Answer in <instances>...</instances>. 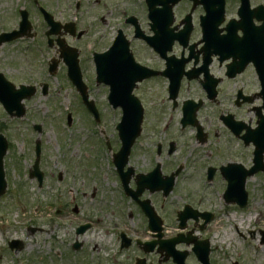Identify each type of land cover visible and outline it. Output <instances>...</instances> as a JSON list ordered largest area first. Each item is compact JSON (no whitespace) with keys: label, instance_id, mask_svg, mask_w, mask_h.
I'll return each instance as SVG.
<instances>
[{"label":"flooded vegetation","instance_id":"flooded-vegetation-1","mask_svg":"<svg viewBox=\"0 0 264 264\" xmlns=\"http://www.w3.org/2000/svg\"><path fill=\"white\" fill-rule=\"evenodd\" d=\"M159 1L154 0V3L150 4L148 0H0V35L4 33L14 34L10 40L0 39V74H3L6 81L10 82L11 88L21 90L22 86H25L34 87L35 91H38L45 83L49 88L46 75L56 74L58 76L60 72H63L67 76V62L73 64L77 59L87 85L89 98L95 102L100 112L97 128L102 133V139H98L96 149L90 150L88 147L87 150L91 152L94 158L96 157L95 153L104 152L105 163L103 166H93L96 158L93 159L90 164L92 169L99 167L101 170L98 176L89 173V171L90 181L97 184L101 175L108 181L106 175L109 177V171L112 174L114 173L116 179L111 178V182H116L113 183L115 186L119 185L117 191L120 190L125 207L120 213L121 223L119 228H117V224L112 228V222L109 224L105 220L108 214L102 209L105 207L106 201L105 196L102 194L103 191L97 196V201L102 200V206L96 204L93 209L89 210L97 209V212L85 214L84 210L86 208L83 205L79 208L80 211L74 213L76 216L82 215L83 217L75 225L74 241L79 246L76 253H79L82 257H88L87 261H78V264H178L177 262L181 264L183 262L184 264H202L193 252V246L199 242H201L199 244H202L205 240L210 241L211 236H215L214 233L205 236L206 231H210L214 227L218 232L223 227L220 224L221 218L217 219L219 216L217 212L211 209H203L201 205L184 199V196L177 189L180 177L186 171L187 165L180 172L181 174L177 177L175 186L172 187L167 197L164 196V192L151 191L147 187L143 188L139 201L129 197L122 185V177L120 178L116 171L115 156L122 147L119 133L115 126L114 133L108 136L106 134L108 127L101 129L100 126L105 119L102 117L98 98L94 94L95 87L98 88L99 92H106L109 86L96 83V59L108 52L116 41H122V38L128 40L137 62L155 71L164 70L166 62L150 46V41L162 43L163 48L168 51L169 55L174 54L173 56L179 57L184 55L187 59H190L186 65L188 71L192 69L199 70L203 66L204 58L208 55L203 49L205 41L226 36L230 21L236 20L235 22H237L241 20L239 14L240 0H234L235 5H232L230 0H226L224 18L219 23H217V19L209 20V12L203 4L205 0H180L172 7V12L169 11V8L163 11L165 5ZM249 2V21H251L249 28L254 36L252 38L253 47L264 52V39L258 37V28L264 22L261 19L264 15V0H249ZM247 14L244 13V24L248 21ZM6 18L8 22L13 21L11 26L5 20ZM243 33V29H238L239 37ZM183 43L187 45L183 47ZM213 49L211 48L212 52L209 55L210 63L208 67L210 76L218 80L216 86L218 93L215 98L218 99L223 94L224 85L227 84L230 87L232 81L224 76V72L222 74L218 73V71H222L224 64L220 63L217 54H213ZM256 50H254L253 58L261 56V53L258 54ZM89 68L92 69L91 73H89ZM250 70L254 71L251 67ZM39 79H45V81H38ZM187 79L185 77L183 82L199 84L201 87L209 81L208 75L203 70L199 72L196 79ZM68 82L71 88L75 90L70 80ZM162 84L161 93L164 92L167 99L162 98L161 106H166L168 104L167 100H169L168 79L166 77L154 75L138 83L135 91L144 107L146 105L145 100L151 98V96L154 97L153 92H156L157 88H161L160 85ZM212 84L209 83L208 85ZM0 88L7 90L10 87L0 80ZM237 91V94L242 95L240 102H243L245 95L248 94L243 95L240 88H237ZM75 93L76 102L81 104L83 102L81 96L76 90ZM254 93L256 91L250 94L254 96ZM22 100L24 101L26 98ZM180 101V103L185 101L181 98V94ZM10 103L15 106L12 101ZM84 107L86 108L85 105ZM110 107L113 109L112 106ZM147 118V115H145L142 133L138 142L132 147L124 167V171L130 172L129 176L126 175L125 178H128L126 183L132 190H137L139 187L138 176L143 178L145 173L157 169L164 148V143L159 141L158 138L153 141H145L144 129H146ZM91 129L94 130L95 128L91 126ZM93 133L97 134L95 130ZM143 139L145 143H142ZM110 142L112 144L111 149L108 146L111 145ZM139 144L142 145L141 149L143 151L141 152L143 153H139L134 159L140 161V163L132 162L131 155H135L136 145ZM88 153L86 154L88 155ZM28 174L31 175L32 171L31 173L29 171ZM35 180L39 183L37 179ZM80 180V176H75L73 183L77 185ZM216 180L219 181V179ZM44 181L46 182L45 179ZM157 187L159 186L157 185ZM64 197L66 196L59 195L58 198L63 204L64 212L60 210L63 214L66 213L65 209H69L72 204L71 200H75V197L71 196V200H67L69 203L63 202ZM149 205L152 207L154 214L159 215L162 220L161 232L152 231L149 228V219L145 214V209ZM211 208H213V205ZM71 210L73 211V209ZM179 215L184 218L185 226L183 227L180 226ZM128 220L131 223H128ZM216 221L218 222L214 224ZM122 223L126 226L125 229L122 228ZM137 223H139V226L135 227ZM85 225L89 226L86 227ZM30 228V231H34L32 227ZM82 228L85 230L77 235V230ZM111 228L119 230V252H132V254H125L126 259L120 260L121 256L118 255L100 256L102 247L99 243H86L85 237L90 232H102L107 236L111 233ZM129 228L137 235L139 233L148 234V237L142 239V236H132L129 232L124 231ZM157 233H162V237L159 238ZM122 234H125L126 238H123ZM252 235L254 238V232H252ZM161 239L167 240V244H164L162 249L160 248ZM168 240L175 242V249ZM24 242L23 239L12 238L7 243L8 249L11 253L22 251L25 248ZM145 242H150V244L145 245ZM261 243H264V241L261 240ZM214 249L212 244L209 243L211 264H218L220 261H216L213 257Z\"/></svg>","mask_w":264,"mask_h":264},{"label":"rangeland","instance_id":"rangeland-1","mask_svg":"<svg viewBox=\"0 0 264 264\" xmlns=\"http://www.w3.org/2000/svg\"><path fill=\"white\" fill-rule=\"evenodd\" d=\"M230 1L232 5H235L234 0ZM8 23L11 26L13 21ZM89 69V73H91L92 69ZM54 76L46 75L50 90L47 96L42 95L41 89H39L36 97L26 101L27 115L25 118H10L0 105V127L4 126L3 132L11 144L5 160L9 191L0 201V264H74L75 261H87V256L82 257L70 250L75 240V225L83 218L82 215H74L71 209L75 204H78L80 207L84 205L85 214L97 212V209L89 210L93 209L96 204L102 206V200L97 201V196L102 191L106 198L105 207L102 208L108 214V217L105 218L106 222L109 224L112 222V228L115 227V224L119 228L121 223L120 213L125 207V203L121 199L120 190L117 191L119 185L115 186L113 183L116 182H111V178L116 179L114 173L109 171V177L106 175L109 182L103 178V175L98 178V185L90 181L89 173L98 176L101 170L99 167L92 169L90 164L93 159L96 158L93 166H103L105 163L104 152L95 153L96 157L94 158L87 150L88 147L90 150L97 147L98 136L93 133L94 130L99 132L97 124L91 114L89 115L84 107L76 102L75 90L71 88L65 76L58 75L56 76L58 78ZM246 76L245 82L241 85L245 84L249 89L250 81L248 83L246 81L247 78L250 80V75ZM40 80L45 81V79L38 81ZM160 87L156 92H153L154 97L151 96L145 100L148 117L146 129H144L145 141H153L158 138L159 141L168 144L170 140L175 139L178 143V163H173L172 160L175 157L169 159L165 155L162 158L164 172L170 173L175 165L184 161L187 164V169L180 177L177 189L184 199L219 214L217 219L221 218L220 224L224 228L216 232L212 226V230L204 233L205 236L215 234L210 238L212 246L215 248L214 259L220 261L221 264L223 261L225 264H264V243L260 244V229H264V213L258 223L257 219L254 220L255 216L260 215L259 210L264 208V186L261 177L253 176L248 181V187L252 192L257 191V195L252 196L249 208L245 210L234 205L227 207L223 204L220 193L225 189L224 180L219 182L214 178L215 181L208 182L206 178L208 165L219 167L220 164H226L231 160L249 162L250 153L248 151L241 152L244 149L241 146L238 149H232V145L228 142L225 143V138L218 141L216 137H213L206 145L200 146L191 130L180 131L178 120L181 118V112L173 111L168 107V104L160 108L161 103L158 100L165 96L163 92L161 93L163 84ZM185 87L182 89L181 98L198 95L193 88L185 89ZM94 94L98 98L102 117L105 119L100 124L101 129H105L107 126L106 134L110 136L114 133L115 126L121 118V111L114 110L108 105L107 92H99L95 87ZM226 106L228 109H233L231 106ZM215 108L217 107L214 105H208L205 111L200 113L199 116L204 120L205 125L213 122ZM69 113L72 114L70 126L67 125ZM242 115L247 117V115L250 116V113L242 112L237 116L241 117ZM170 116L174 117L173 121L167 122ZM37 123L42 125L41 134L33 129L34 124ZM91 126L95 129L92 130ZM165 127L168 128L165 130ZM215 127L217 124L212 126V128ZM90 133H92L91 136ZM38 137L42 141L41 166L46 179L41 188L36 180L31 179L28 174L35 160L34 146ZM100 139H102V133ZM145 141L143 139L142 143ZM234 145L236 147L235 143ZM141 148L142 145H136L135 155H131L132 162L140 163L134 158L139 153H143ZM217 149L221 150L215 153ZM87 152H89L88 155ZM75 176L81 177L77 185L73 183ZM59 195L66 196L62 200L68 203L71 196L75 197V203H72L69 209H65L66 213L64 214L61 212L63 204L58 199ZM212 205L213 208H211ZM248 210H252L253 214L250 224L246 219ZM241 219L244 221L242 226ZM128 223L131 222L128 220ZM233 223L240 224L238 230ZM138 226L139 223L135 227ZM30 227L35 231H30ZM125 227L122 223V228L125 229ZM130 228L124 231L129 232L132 236H142V239L148 237V234L139 233L137 235ZM249 231L255 233L254 238L248 236L250 235ZM110 232L107 236L102 232H90L85 237L86 243H99L102 247L100 256L118 255L121 256L120 260L126 259L125 254H132V252H119V230L112 229ZM217 233L220 234L217 235ZM12 238L23 239L25 248L22 251L11 253L7 243ZM229 241H233L232 245H228V248L225 249ZM226 251H229V255L225 261ZM258 255H260L258 259H255Z\"/></svg>","mask_w":264,"mask_h":264},{"label":"water","instance_id":"water-1","mask_svg":"<svg viewBox=\"0 0 264 264\" xmlns=\"http://www.w3.org/2000/svg\"><path fill=\"white\" fill-rule=\"evenodd\" d=\"M112 78L113 79L111 80V82H112L113 87L114 86L115 87L113 89V93L110 96V100L115 106L122 105L124 107V111H125L123 121L119 125V130H120L122 138L125 140L124 146H123V149L121 152V157L123 156L126 159L128 152H129V150L133 144V141L135 140V137L137 135V134L135 135L136 130H137V128L139 129V126H140V123L142 120V109H141V107L138 109L134 106H131L130 104L128 105L126 103L125 104L123 103L124 97L121 94V92H122L121 79L117 78V77H112ZM138 78H140V77L139 76L135 77V80ZM135 80H134L133 76H131L129 78V87L127 88V91H126V94L129 95V98H128L129 102L135 101L130 96V93H131L132 87H133V83ZM17 109H18V114L22 115L23 112H21L19 110V108H17ZM5 151H6V143H5V145L0 143V195L3 194L5 187H6V182L4 179L3 168H2V166H3L2 160H3V155H4ZM37 164H38V162L35 165V169H37ZM156 172H159V170L157 169ZM173 179H174V177L172 175L170 178L166 179L165 181L157 180L154 184H156V185L159 184V185L167 188V186L170 184V182ZM149 215L152 216L151 214H149ZM150 218H152V217H150ZM203 252H204V254L201 253V257L204 258V261L207 263V255H208L207 253L208 252H205V248L203 249Z\"/></svg>","mask_w":264,"mask_h":264},{"label":"bare ground","instance_id":"bare-ground-1","mask_svg":"<svg viewBox=\"0 0 264 264\" xmlns=\"http://www.w3.org/2000/svg\"><path fill=\"white\" fill-rule=\"evenodd\" d=\"M260 255H258L257 257H255V259H258V257H259ZM225 264V263H224Z\"/></svg>","mask_w":264,"mask_h":264}]
</instances>
